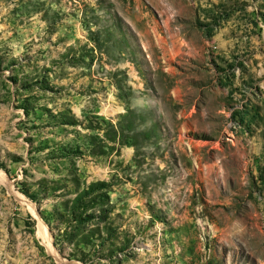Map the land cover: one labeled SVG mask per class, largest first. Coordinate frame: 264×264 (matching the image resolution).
Returning <instances> with one entry per match:
<instances>
[{"label": "rangeland", "instance_id": "rangeland-1", "mask_svg": "<svg viewBox=\"0 0 264 264\" xmlns=\"http://www.w3.org/2000/svg\"><path fill=\"white\" fill-rule=\"evenodd\" d=\"M0 264H264V0H0Z\"/></svg>", "mask_w": 264, "mask_h": 264}]
</instances>
